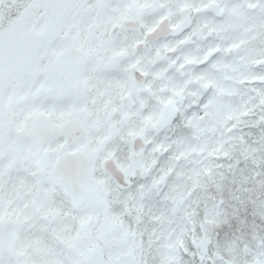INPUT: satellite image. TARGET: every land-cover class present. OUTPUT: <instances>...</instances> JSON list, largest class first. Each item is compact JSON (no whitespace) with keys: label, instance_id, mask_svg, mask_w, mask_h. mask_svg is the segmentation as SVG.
<instances>
[{"label":"snow or ice","instance_id":"snow-or-ice-1","mask_svg":"<svg viewBox=\"0 0 264 264\" xmlns=\"http://www.w3.org/2000/svg\"><path fill=\"white\" fill-rule=\"evenodd\" d=\"M0 264H264V0H0Z\"/></svg>","mask_w":264,"mask_h":264}]
</instances>
